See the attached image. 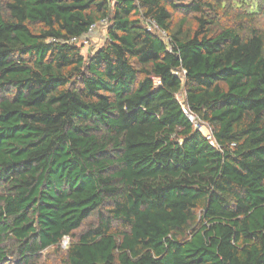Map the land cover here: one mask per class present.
Instances as JSON below:
<instances>
[{
  "label": "trees",
  "instance_id": "16d2710c",
  "mask_svg": "<svg viewBox=\"0 0 264 264\" xmlns=\"http://www.w3.org/2000/svg\"><path fill=\"white\" fill-rule=\"evenodd\" d=\"M242 3L0 0V264L64 239V264H264V0L220 21Z\"/></svg>",
  "mask_w": 264,
  "mask_h": 264
},
{
  "label": "rangeland",
  "instance_id": "374dc122",
  "mask_svg": "<svg viewBox=\"0 0 264 264\" xmlns=\"http://www.w3.org/2000/svg\"><path fill=\"white\" fill-rule=\"evenodd\" d=\"M242 2V1H241ZM244 2V1H243ZM253 3V0H245V3H242L240 8L236 9V7H234V9L229 10L227 14L223 15L220 19L221 23L224 25H229L232 22V18L233 15L236 14V12L242 13V12H246L249 10L250 5ZM243 10V11H242ZM182 18V15L180 14H173V24H177L179 22V20ZM258 25L257 27H259L260 29H262V31L264 32V13L261 15L259 21H258ZM154 32L156 31L158 33L159 36L165 38V34H163L160 31H157L155 28H153V26H149ZM106 40V24H97L96 27L94 28V30L88 34V36L82 40L81 42H79V45L81 46V54L84 57H87L88 54H92L93 52H95L97 49L101 48L103 46V44L105 43ZM178 101L185 107L184 105V98H183V94L179 93L177 96ZM194 124L197 126L198 125V130L204 135H208L210 130L208 129L207 126L202 125L196 121H194ZM88 223H95V219L92 218L88 221ZM66 245L63 246V243L61 244V246H59V250H57L56 248H50L47 251H45L43 253V256L41 258V263L40 264H64L63 262V253L65 251V248L68 244V240L67 242H65Z\"/></svg>",
  "mask_w": 264,
  "mask_h": 264
},
{
  "label": "built area",
  "instance_id": "2783aa9c",
  "mask_svg": "<svg viewBox=\"0 0 264 264\" xmlns=\"http://www.w3.org/2000/svg\"><path fill=\"white\" fill-rule=\"evenodd\" d=\"M99 23H101V24H106V25H107V21H106V20H103V21H101V22H99ZM99 23H98V24H99ZM96 25H97V24H96ZM96 25L91 26L90 29L88 30V32H87L84 36L80 37L79 39H72V40H71V43L79 44V42H81L82 40H84V39L88 36V34H90V33L94 30V28L96 27ZM149 26H153V28H155L157 31H159V30L157 29V27H156L154 24H151V25H149ZM149 26H148V30H149V31H153ZM160 32H161V31H160ZM162 33H163V32H162ZM163 34H164V33H163ZM165 37H166V34H165ZM164 39H165V38H164ZM182 110H183V112L185 113V115L189 118V120L192 121V122L194 123L195 119H194V117H193L191 114H189L188 109H187L186 107L182 106ZM194 125H195V124H194ZM195 126H196V125H195ZM196 127L198 128V125H197ZM205 137H206L207 140H209V141L211 142V144L213 143V142H212V137H211L210 132H209V134L206 135ZM67 240H68V239H64V240L62 241L63 246L66 245L65 242H67ZM62 243H61V244H62Z\"/></svg>",
  "mask_w": 264,
  "mask_h": 264
}]
</instances>
